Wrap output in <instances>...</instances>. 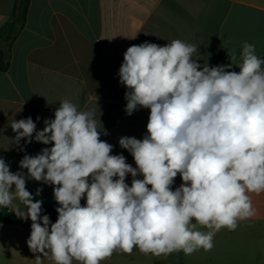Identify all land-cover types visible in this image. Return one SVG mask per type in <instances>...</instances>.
<instances>
[{"label":"clouds","instance_id":"1","mask_svg":"<svg viewBox=\"0 0 264 264\" xmlns=\"http://www.w3.org/2000/svg\"><path fill=\"white\" fill-rule=\"evenodd\" d=\"M197 52L175 39L124 53L118 76L127 89L125 112L150 109L143 139H119L135 168L100 139L95 110H78L69 100L43 130L31 117L12 121L17 145L22 139L53 145L23 156L19 167L27 176L0 157V207L31 220L33 253L54 264H101L134 248L191 255L211 251L220 230L235 231L256 215L249 193L264 192V59L248 42L238 63L232 52L231 64L201 66ZM177 175L182 183L173 190ZM29 178L53 186L55 223L27 190ZM35 260L40 264V256Z\"/></svg>","mask_w":264,"mask_h":264},{"label":"crops","instance_id":"2","mask_svg":"<svg viewBox=\"0 0 264 264\" xmlns=\"http://www.w3.org/2000/svg\"><path fill=\"white\" fill-rule=\"evenodd\" d=\"M12 1L0 0V18L4 17L0 29L16 15L19 2ZM9 33L0 35V66L6 68L0 69V157L10 171L27 176V170L19 167L23 156L53 146L34 139L28 144L22 139L17 145L12 121L31 117L37 131L43 130L45 119H54L64 100L76 104L78 110H95L100 139L114 146L112 155H124L135 168L119 139H143L150 109L139 108L130 116L125 112L127 89L119 82L118 71L126 50L144 42L164 46L179 39L196 45L194 59L211 67L231 64L232 52L238 63L242 46L248 42L264 59V0H30L24 21L22 17L4 52ZM230 70L240 71L235 65ZM131 180L129 174V186ZM181 183L177 175L173 190ZM26 188L34 199L43 201L42 215L55 223L59 205L53 186L29 178ZM38 188L42 192L35 196ZM249 195L256 215L240 221L235 231L220 230L211 251L154 256L134 248L131 254L116 252L101 264H264V192ZM85 203L82 199L81 205ZM2 211L3 263L37 264L40 256V264H54L50 257L29 249L31 220L17 218L11 208L2 207ZM73 264L81 262L73 260Z\"/></svg>","mask_w":264,"mask_h":264},{"label":"trees","instance_id":"3","mask_svg":"<svg viewBox=\"0 0 264 264\" xmlns=\"http://www.w3.org/2000/svg\"><path fill=\"white\" fill-rule=\"evenodd\" d=\"M19 2L17 10H16V15L14 16V19L11 23L7 24L5 27H3L2 29H0V35H4L7 31L11 32L13 30L16 29L17 25H18V17L22 16L23 17V21H24V15L27 12V9L29 7L30 4V0H17ZM1 70H5L6 68L3 66H0ZM2 207H0V221H1V217H2Z\"/></svg>","mask_w":264,"mask_h":264},{"label":"rangeland","instance_id":"4","mask_svg":"<svg viewBox=\"0 0 264 264\" xmlns=\"http://www.w3.org/2000/svg\"><path fill=\"white\" fill-rule=\"evenodd\" d=\"M10 1H12V0H10ZM10 3H13V1L10 2ZM12 5H13V4H12ZM3 20H4V17H1V18H0V24L3 23ZM21 20H22V16H19V17H18V25H17V27H20ZM17 27H16V28H17ZM14 32H15V30L11 31V32L8 34V38L5 40V44H4V46H2V48L4 49V52H7V50H8V44H9L8 41L12 38ZM174 262H176V263L179 262V259L177 258V256H175V258H174ZM0 264H4L2 258H0Z\"/></svg>","mask_w":264,"mask_h":264}]
</instances>
